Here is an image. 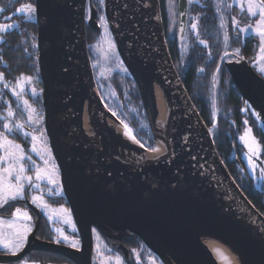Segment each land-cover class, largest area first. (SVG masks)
<instances>
[{"label": "water", "instance_id": "95a60500", "mask_svg": "<svg viewBox=\"0 0 264 264\" xmlns=\"http://www.w3.org/2000/svg\"><path fill=\"white\" fill-rule=\"evenodd\" d=\"M35 3L45 128L82 243L76 250L39 239L41 214L35 209L38 218L27 244L16 255H0V263L16 262L40 251L64 256L74 264H94L93 229H115L140 238L164 264L168 255L177 264H219L200 239L203 234L230 244L242 255L243 264H264V215L231 175L212 129L182 82L167 44L159 0H104L118 51L138 88L154 146L155 80L176 108L171 156L138 169L115 153L109 142L141 153L149 148L128 142L97 122L102 145V156H97L84 136L87 101L121 120L103 101L91 62L87 28L99 31L97 7L92 0ZM187 11L188 0H180L179 41L185 35ZM228 68L243 101L264 121V78L247 61L233 62Z\"/></svg>", "mask_w": 264, "mask_h": 264}, {"label": "trees", "instance_id": "16d2710c", "mask_svg": "<svg viewBox=\"0 0 264 264\" xmlns=\"http://www.w3.org/2000/svg\"><path fill=\"white\" fill-rule=\"evenodd\" d=\"M92 1L97 7L99 0ZM159 1L167 44L175 67L191 100L199 110L207 126L211 128L214 126L211 99L214 91L211 82L217 60L213 62V67L207 68V33L214 29L213 25L216 24L213 18L216 17L213 13H207V0H202L201 5L192 6L194 9L189 7L185 35L179 41L178 9L169 10V5L174 3L175 0ZM27 3L34 4L35 0H0L4 14H8L19 5ZM198 16L199 20H197ZM208 17L211 19H208ZM17 19V27L4 34V40L0 45V72L4 73L5 80L10 82L11 85L17 82L18 77L38 75L37 23L33 19L27 20L24 15H18ZM192 23H197L198 25L197 34H195L194 30H189ZM98 35L99 33L94 30L88 35V42L92 44L89 51L92 54L94 63L96 62V57L93 45L97 41ZM201 41L205 43H201ZM95 78L102 96L134 129L137 138L149 148L154 146V137L146 124V115L140 94L131 75L128 72L114 71L107 76H100L95 67ZM225 88L221 86L216 95L218 119L213 129L215 145L239 187L264 215V180L260 184L255 183L253 178H250L249 174L244 172L243 161L233 149V143H235L238 135L246 126L237 124L232 119L234 114L238 113V109L234 107L233 100L227 95ZM232 98L238 102L235 95ZM31 103L38 105L37 111L43 115L41 95L37 97V101ZM20 107L22 106L20 105ZM20 111L24 112V109L21 108ZM254 130L263 145L264 151V136L258 128H254ZM31 254H35L36 259L43 263L69 262L74 264L68 258L54 253L36 251Z\"/></svg>", "mask_w": 264, "mask_h": 264}, {"label": "flooded vegetation", "instance_id": "af4514ba", "mask_svg": "<svg viewBox=\"0 0 264 264\" xmlns=\"http://www.w3.org/2000/svg\"><path fill=\"white\" fill-rule=\"evenodd\" d=\"M224 2L225 4L231 3L233 6L230 9L226 7L223 9V15L227 21V25H226V28H221L219 26L220 16L219 14L215 12V8H214L216 0H207V13L208 14L213 13L216 17V18H213L216 24V25H213L214 29H212L211 32L207 33V68L213 67V64H214L213 62L217 60V64L215 65V70L213 74V77H215V79L212 78V82H211V86L214 91V95H213L214 97L212 96L213 98L212 100L214 101L215 105L218 106L217 98H216L217 91L219 88H221V86L226 87L225 89L227 90V95H229L230 99L233 100L234 107L238 109V113L236 115L234 114V117L232 119L237 124L239 123L243 125H245L243 121L247 119L248 124L245 126L247 128H251L252 131L255 133L254 128L257 129V123L261 121V119L259 116L257 117L254 113L256 114H259V113L251 106L249 102H247V107L249 108V111L248 112L243 111V109H245L246 107V103L243 101L242 94L231 77L228 64H232L233 62L235 63V62H240V61H247L253 67L255 72L264 78V73H262L261 69L257 67L258 64L254 62L259 52V37L255 35L253 32L244 33L240 31V29H243L246 25L254 26L256 20L259 17L258 15L257 17H251L247 14L246 11H241L240 4L236 3V0H224ZM179 3H180V0H175V2L171 4V5H174L173 7L174 9L176 8L178 9V13H179ZM201 4L202 2H200V0H193L192 3L188 2V9L189 7L191 8L192 6L201 5ZM199 7L202 8L203 6H199ZM160 8H161V4H160ZM192 8L194 9V7ZM233 18H235L237 21L240 22L238 26L232 22ZM208 19H211V18L208 17ZM33 20L36 22V18H34ZM91 31L92 29L88 27L87 28L88 35L90 34ZM225 31H227L228 38H229L227 47L224 46ZM90 47H92V44L89 43V49ZM37 48H38V41H37ZM237 48L240 49V54L238 56L233 51L234 49H237ZM225 52H227L228 55L224 59H221V57L225 56ZM90 57H91V62H92L93 70L95 74V63L93 61L91 52H90ZM37 60H38V75H35V77H37L38 80L36 84L38 85V87L39 86L41 87L42 94H43V82L41 80V74H40V68H39V51H38ZM217 68L220 69L219 72H217ZM15 85L16 83L13 84L12 86H15ZM42 94L34 95V99L32 100L31 98L32 95L29 90H26L25 92H23L24 97L27 98V100L30 99V102L37 101V97L41 95L42 104H43ZM233 95H235L238 102H236L232 98ZM20 105L21 103L19 102L18 99H16L15 95L12 94V91L10 90V88H4L3 82H0V127L1 128L3 127L4 121L10 119L7 116V112H6L8 108L9 107L11 109L23 108V106L21 105L22 107H20ZM35 106L37 109L38 105H35ZM252 110H254V112ZM43 115H44V105H43ZM44 121H45V115H44ZM244 129L241 131V133L244 131ZM261 132L264 136V131H261ZM7 135L10 139L15 140L16 142H22L23 145L26 146L25 150L28 152L30 151L29 149L30 143L29 141H26L22 137L23 136L22 134H14V133L7 132ZM239 135L235 143H233V149L236 151L237 155H239V157H241L243 161L244 172L248 173L250 178H253V180L256 183L255 177L261 176L260 168H264V151L262 149L261 154L259 156L260 163H258L257 165V172H256L257 174L256 176H254L250 171V163L246 159V148L243 145V143L240 141ZM49 144H50V140H49ZM51 152L57 164L53 151L51 150ZM60 178L62 180L61 174H60ZM29 194H30L29 191L26 190L24 194V198L22 200L18 199L14 202L10 201L9 204L5 205V207L0 208V215L4 217H10L15 207L17 205H21V206H25L27 209L32 211L33 215L35 216V220L37 221L38 217L35 211V209H37L41 214V225H40V229L38 231L37 237L44 241L54 242L55 235H56L54 229H52L49 225H47V222H45V216L43 214L42 209L38 205H36V203H33V201L31 200V196H29ZM48 198L50 199V203L52 205L54 206L62 205L71 210L70 204L65 196L64 189L61 192L56 193L55 195H48ZM75 225H76V230H77L75 234L73 232V228L65 227V230L68 232L70 236L75 235V238L81 241V237L78 231L77 224ZM98 239H101L114 254L119 255L122 258L124 264H144V262H146V258H145L146 249H145L144 243L141 241L140 238H138L137 236H135L134 234L128 231H119L115 229H104V230L95 229L94 242L96 243V250L98 248L97 247ZM98 262L101 263L100 258H98Z\"/></svg>", "mask_w": 264, "mask_h": 264}, {"label": "snow or ice", "instance_id": "6c2138e0", "mask_svg": "<svg viewBox=\"0 0 264 264\" xmlns=\"http://www.w3.org/2000/svg\"><path fill=\"white\" fill-rule=\"evenodd\" d=\"M189 3H192L193 0H188ZM202 2V0H200ZM104 0H99V5H103ZM236 3L240 4L241 11H246L247 14L251 17H257L258 19L255 22V26L252 25H246L243 29H240L241 32L247 33V32H253L255 35L259 37V52L256 56V60L254 62L261 64V72L264 73V0H236ZM233 5L231 3L225 4L224 0H216V3L214 5L215 12L219 14L220 16V24L219 26L221 28H226L227 21L224 18L223 15V9L231 8ZM174 7V5L170 4V9ZM21 13L25 15V18L27 20H30L32 18V15L36 13L37 8L33 6L32 4L26 5L25 7L21 8L19 10ZM97 11L100 12L101 9L98 7ZM171 14V12H170ZM101 22L104 24L105 28H107L108 21L105 17L100 16ZM197 20H199V16L197 17ZM232 22L239 25V21H237L235 18L232 19ZM16 25H4L0 26V29H9V28H16ZM198 25L197 23H192L190 25L189 30H197ZM184 29H181L183 31ZM110 36V33L108 34ZM2 39V37H0ZM228 34L227 31L224 33V46H228ZM201 43H205L204 41H201ZM110 47L114 50L115 44L110 43ZM234 53L238 56L240 54V49H234ZM228 55L227 52H225V56L221 57V59H224ZM127 71V69H125ZM203 71V69H201ZM220 69L217 68V72H219ZM21 79L23 82H26L28 84H31L35 77L33 76H23L17 78V85L12 86L10 82L5 80L4 73L0 72V82H3L4 88H10L13 95L17 97L18 100L21 101V104L24 106V109L27 111V116L24 122H21L20 120H13L10 123L3 124V128L7 129L9 133L14 134H22L24 137L28 138L29 133L24 131L25 124L27 122H31L32 124L39 123L43 117L42 116H34L33 114L36 113V108L32 107L31 104L26 99H22V93L24 91L23 84L21 83ZM215 79V77H213ZM31 91L33 95H37V90L35 87L31 88ZM245 109L243 111L248 112L249 108L247 107V102ZM254 112V110H252ZM257 117L259 114L254 113ZM15 113L12 111V109L9 107L7 110V116L9 118L13 117ZM245 125L248 124L247 119L243 121ZM143 128V126H141ZM125 128L127 129L125 135H130L132 132V129L128 127L127 124H125ZM257 128L259 131H264V121H259L257 123ZM35 131V129L33 130ZM252 129L247 128L245 131V135L241 136L240 139L244 141L249 149V152L247 153L249 158V163L253 167V172L256 171L257 165L253 161V156H258L260 152V146L258 142H256L253 139L252 143H248L246 140V137L249 136ZM41 138H43L44 133H40ZM31 141L33 142L32 147L33 151H37L35 141L37 140L36 135H32L30 137ZM132 139L141 147H145V144L141 143L140 140L136 139L135 136H132ZM0 150H2L3 154L0 155V208H3L4 205L9 204L10 201H16V200H22L24 198V190H25V184H28L30 187L34 186L36 188H39V185H33L32 181L33 178L31 176L26 175V172L28 169L26 168L23 161L31 160V157H27L25 155L23 146L19 143H17L14 140H11L8 138V135L0 131ZM154 152H159V148H152L151 149ZM47 152L48 150L45 149ZM118 159V157H117ZM141 159L146 160V156H142ZM154 159H157L154 157ZM44 163L47 165L48 161L45 160ZM32 166L35 167V162L32 161ZM261 176L260 179L264 180V168H260ZM35 179L37 181H41L43 179H47L49 183L58 185V181L54 179L53 171L51 169L45 168L37 170ZM49 193L55 195V189L49 188ZM42 199V197L33 196L32 201L35 203L37 200ZM69 210L61 208L60 215H63L65 212H68ZM32 218L28 215L27 212H22L20 208H16L15 212L13 213L12 217L9 218L7 221H5L3 218H0V225L6 224L8 231L4 232L0 230V247H3L6 249L5 254L10 255H16L20 251L23 250L25 245L28 242V236L33 230V225L31 223ZM65 223H68V220H64ZM57 236L55 238L56 244H67L72 249L80 250L81 248V241L77 238H75V235L69 236L64 233V231L61 228L55 229ZM95 231V229H93ZM74 234L77 232L76 228L73 227ZM97 256L98 258L102 257V252L99 249V246L97 248ZM107 259L104 258L101 261V264H107ZM20 264H28V262L21 261ZM115 264H122L120 258L117 256L115 258Z\"/></svg>", "mask_w": 264, "mask_h": 264}, {"label": "rangeland", "instance_id": "374dc122", "mask_svg": "<svg viewBox=\"0 0 264 264\" xmlns=\"http://www.w3.org/2000/svg\"><path fill=\"white\" fill-rule=\"evenodd\" d=\"M29 4L30 3L21 4L16 9H14L12 12H10L8 14H4L3 13V7L0 5V26H4V25H16L17 26L18 25L17 16L18 15H24L19 10L21 8L25 7L26 5H29ZM32 5L35 6V4H32ZM98 7L101 9V11L98 12V16H97V20H98V24H99V31H98L99 35H98L97 41L93 45V51H94L95 57H96L95 67L97 68L98 74L100 76H107V75L111 74L114 71L128 72V70L125 71V69H127V68H126V66L124 64V61L122 60V58L120 56L119 51H118V48H117V45H116L112 30H111L110 25H109V21H108L107 15H106V12H105V9H104L105 8L104 3H103V5H99V3H98L97 8ZM171 9L174 10L173 7ZM171 9H170V5H169V10H171ZM100 16L105 17L106 20L108 21L107 28H105L104 24L101 22ZM87 17L89 18V7L88 6H87ZM34 18H36V13H34L32 15L31 19H34ZM12 29L13 28H9V29H6V30L0 29V37H2V39H0V45H1L2 41L4 40V34L6 32H8V31L12 30ZM197 30H198V28H197ZM197 30H194L195 34H197ZM109 33H110V36L108 35ZM110 43H114L115 44V49L114 50L110 47ZM257 64H258L257 67H259V69H261V64L260 63H257ZM26 76H32V75H26ZM33 77H35V76H33ZM37 80H38L37 77H35L34 81L31 84H28L26 82H23L22 79H21V83L23 84V88H24L23 92H25L26 90H29L31 95H32L31 96L32 99L34 98V95H33L32 91H31L32 87L36 88L37 94H42L41 87L40 86L38 87V85L36 84ZM16 85H17V82H16ZM99 93H100L103 101L107 105V107H109L111 109V111L119 119H121L123 122H125L128 125V127L132 129L133 135L136 137V139H138L137 136L135 135L134 129L128 124L127 121H125L120 116V113L116 109L111 107V105L107 102L105 97L102 96L100 91H99ZM16 99H17V97H16ZM22 99H26L27 100V98L24 97L23 93H22ZM211 99H213V98L211 97ZM27 101L29 102V104L32 105V107L36 108V106L30 102V99L27 100ZM19 102L21 103L20 100H19ZM212 103H213V113H214V120H215V114L216 113L218 114V109H217V106H215V103H214L213 100H212ZM23 109H24V106H23ZM12 111L15 113L13 118H10L9 120H5L3 124L10 123L13 120H20L21 122L25 121L26 116H27V111L25 109H24V112H21L20 109H17V108L12 109ZM33 115L34 116H36V115L42 116L43 119L39 123L32 124L31 122H27L25 124L24 131L29 133V137L28 138H26L24 136H22V137L26 141H29V143H30V145H29L30 151L28 152V151L25 150L26 146L23 145L22 142H17V143L22 144L24 152H25V155L27 157H31V160H27L26 159L25 161H23V163L25 164L26 168L28 169V171L26 172V175L31 176L33 178L32 184L33 185L38 184L39 188H36L34 186L30 187L28 184H25L24 194H25L26 190H28L29 193H30L29 196H31V200H32L33 196L42 197V199L37 200L35 203H36V205H38L42 209L43 214L45 216V222H47V225H49L52 229H54V231H55L56 228H61L66 235H69L68 232L65 230V227L73 228L75 226V228H76L75 218H74V215L72 213V210H70V209H68V208H66L65 206H62V205L61 206H54V205H52L50 203V199L48 198V195H53V194L49 193L48 189L49 188H53V189H55V192L58 193V192H61L64 189V187H63L62 180L60 178V174H61L60 173V169H59L58 165L56 164V162H55V160L53 158L52 152H51L52 149H51V146L49 144V138L47 136L46 129H45L44 115H42L38 111H36V113H34ZM145 121H146L147 126L149 127L147 118H145ZM214 126L211 127L213 137L215 136L214 131H213ZM34 129H35V131H33ZM246 129H247V127L239 135V139H240L241 136L245 135ZM0 131L5 132L6 134L8 132L7 129H4L3 127L2 128L0 127ZM41 132L44 133L43 138H41V136H40ZM32 135H36L37 136V140L35 141V145H36L37 151H33V147H32L33 142L30 139V137ZM253 139L256 142H258V144L260 146L259 155L252 157V159L255 162V164L258 165V163H260L259 162V156L261 154V151H262L263 147H262V144H261L259 138L255 135V133L253 131H251L249 136L246 137V140H247L248 143H252ZM240 141L243 143V145L246 148V159L249 161V158H248V155H247V153L249 152V149H248V147H247V145H246V143L244 141H242L241 139H240ZM141 143H143V142H141ZM143 144H145V143H143ZM145 147L149 148L146 144H145ZM152 148H154V146H152L149 149L151 150ZM45 149H47L48 151L46 152ZM2 154H3V152H2V150H0V155H2ZM45 160L48 161L47 165L44 163ZM32 161L35 162V167L32 166ZM45 168L51 169L53 171L54 179L58 181V185L49 183V181L47 179H43L41 181H37L35 179L37 170L45 169ZM250 171H251V173L254 176H256L257 168H256V171L253 172V167H252L251 164H250ZM255 179H256V183L257 184H260L263 181L262 179L260 180V176H256ZM4 207H5V205H4ZM62 207L64 209L69 210V211L65 212L63 215H60V211H61ZM16 208H20L22 210V212H27L28 215L31 216V218H32L31 223H32L33 229H34L35 224H36V220H35V216L33 215L32 211L27 209L25 206H21V205H17L15 207V209ZM15 209L13 210V213L15 212ZM13 213H12V215H13ZM12 215L10 217H4V216L0 215V218H3L5 221H7L9 218L12 217ZM65 219L68 220V223L64 222ZM0 230H2L4 232H7L8 229H7L6 224L0 225ZM55 233H56V231H55ZM30 234H29V236H30ZM29 236H28V238H29ZM56 236H57V233L55 235V238H56ZM65 245H67V244L65 243ZM97 245L99 246V249L102 252V257H100L101 261L104 258H108L107 259V264H115V258L118 256L120 258L122 264H124L122 258L119 255L114 254L109 249V247L101 239H98ZM145 249H146V256H145L146 262H144V264H164L146 246H145ZM6 251H7L6 249H4L3 247H0V255H10V254H5ZM92 257H93V261H94L95 264H101V263L98 262V256H97V250H96V243L95 242H94V245H93ZM25 260L28 262V264H71L69 262L43 263L42 261L36 259V255L35 254H29L28 256L23 258L22 260H19V261H16V262L0 263V264H20L21 261H25Z\"/></svg>", "mask_w": 264, "mask_h": 264}, {"label": "bare ground", "instance_id": "6f19581e", "mask_svg": "<svg viewBox=\"0 0 264 264\" xmlns=\"http://www.w3.org/2000/svg\"><path fill=\"white\" fill-rule=\"evenodd\" d=\"M143 2L144 0H136ZM105 9V8H104ZM158 12V8H155V13ZM153 98L157 108L158 120H157V135L156 144L154 148H159V152L149 150L141 153L138 151H131L124 149L119 145L109 142L110 147L115 153L122 158L126 159L134 168H141L148 164L159 162L165 158H168L172 154V124L176 113V108L171 102L168 94L161 87L160 83L155 80L152 85ZM114 114V113H113ZM98 116L96 121L95 116ZM106 125L111 133L117 134L119 137L124 138L126 141L133 144H137L133 139V133L125 135L127 129L125 128V122L122 120L117 121L111 116L103 114L98 111L93 103L87 101L85 103L84 115H83V130L84 136L88 146H90L97 156H102V145L100 143V136L97 132L96 123ZM142 156H146L147 159H141ZM156 157L157 159H154ZM203 243L209 248L219 264H243V257L235 248L230 244L213 235L203 234L200 236ZM166 264H177L175 259L168 255L164 258Z\"/></svg>", "mask_w": 264, "mask_h": 264}, {"label": "built area", "instance_id": "2783aa9c", "mask_svg": "<svg viewBox=\"0 0 264 264\" xmlns=\"http://www.w3.org/2000/svg\"><path fill=\"white\" fill-rule=\"evenodd\" d=\"M216 106V105H215ZM216 111V110H215ZM217 123V113L215 114V120H214V125Z\"/></svg>", "mask_w": 264, "mask_h": 264}]
</instances>
